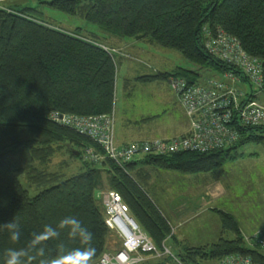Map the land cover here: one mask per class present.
<instances>
[{
	"label": "trees",
	"instance_id": "obj_1",
	"mask_svg": "<svg viewBox=\"0 0 264 264\" xmlns=\"http://www.w3.org/2000/svg\"><path fill=\"white\" fill-rule=\"evenodd\" d=\"M37 1L36 7L0 8V223L15 219L23 233L21 242L15 243L6 231L0 232V264L5 249L22 247L30 233L41 231L45 224L55 226L70 215L80 219L94 235V264L108 250L112 235L105 221V207L97 197L99 189L108 186L121 195L132 217L159 249L167 245L168 238L172 239L177 251L171 253L177 254L183 264L217 263L231 255L264 264L263 249L253 238L251 243L246 241L237 220L226 211L215 210L221 217V236L217 241L200 246L179 242L155 199L151 174L142 166L191 175L213 173L226 160L239 158L241 146L264 141V136L258 134H264V129H244L233 146L208 152L149 155L126 164L110 158L100 163L85 159L86 147H94L98 154L104 152L91 136L50 116L112 114L117 64L108 50L81 36L84 28L79 26L74 33L56 30L48 25L43 11L82 17L93 41L100 38L95 30L123 39L143 40L179 53L197 69L223 73L233 67L206 51L204 30L213 34L225 31L264 65V0ZM167 76L182 77L190 83L205 80L196 71L181 69L165 75L159 72L133 80L125 78L123 82H159ZM64 147L71 157L83 163L81 170L71 176L64 175L60 167L49 172L54 156ZM63 166L68 167L64 163ZM22 179L38 193L32 196ZM61 240L68 247L80 246L66 232H62ZM167 260L143 264H163Z\"/></svg>",
	"mask_w": 264,
	"mask_h": 264
},
{
	"label": "rangeland",
	"instance_id": "obj_2",
	"mask_svg": "<svg viewBox=\"0 0 264 264\" xmlns=\"http://www.w3.org/2000/svg\"><path fill=\"white\" fill-rule=\"evenodd\" d=\"M37 2V0H0V8L6 9V7H14L21 9L26 6L36 7ZM43 11L45 18L50 23L48 24L49 26L67 33H74L80 26L84 28L81 36L97 43L102 48H105L114 57L117 64L116 102L114 111L109 116L113 119L112 131L114 144L117 145V147L129 144V142H124L123 144L119 143V140L117 139L119 136H117L118 132L121 136V134H124V132H127L128 130H132L136 134L137 132L146 133L148 131L149 133L146 135H149L148 137H151L152 139L181 136L190 130V120L183 111L180 103L178 102V104H175L172 102L173 96L174 94L176 95V93L170 83L171 77L167 76L163 80L156 82L157 85H154V87L145 86V89L144 87L139 86L138 83L136 84L134 82L126 84V86L123 82L125 78L133 80L142 76L157 74L159 72H163L165 75L171 72L175 73L181 69L196 71L199 76L203 77V80L209 79L210 77L219 78L222 74L216 69H197L193 67L190 62L186 61L179 53L173 50L150 45L143 40H135L131 38L123 39L108 33H103L100 30H95V34L100 38L99 40L96 39L98 42L96 40L93 41L88 37L89 27L82 17L69 16L48 9H43ZM92 37L94 36L92 35ZM125 41H131L133 44L132 46H129L130 48L127 47V51H123V54L126 57L124 59L121 56L122 51L118 49H121V46L124 48L125 45H128L124 43ZM142 83L144 82L142 81ZM145 83L152 82L149 80L145 81ZM164 85L168 86L167 88H169V90L167 89L166 91ZM236 88L243 90L248 89V84L240 82L236 84ZM129 92H131V94H128ZM258 101L264 106V90L260 93ZM149 107L151 109H148ZM149 111L151 112L148 113ZM186 130L187 132H185ZM258 134L264 136L263 133ZM89 138L102 148L104 154H98L94 147H86L83 154L85 159L90 160L91 157L94 156V159L92 158L91 160L100 163L109 158L107 157L108 151L104 149L105 147L103 148L94 138ZM238 153L242 154L239 158L236 160H226L213 173H200L193 175L182 174L163 169L151 170L149 166L142 165L144 168H148L147 170L151 174L150 182L154 185V191L157 194L155 199H158L159 207L162 210V213L165 214L170 225H173L177 221L172 216L174 212L178 216V221H182L181 223L185 224V226L188 225V227H191V224L194 223L198 224L207 222L206 220L208 218H206V215L191 220L192 205L195 207L198 206V203L202 199L201 197L205 194L207 188L211 190L213 194H217L218 191L224 187L228 190V194L220 198L218 201L213 202V206L218 207L219 205L217 206V204L226 205L227 207L225 208L229 209L230 212L234 214L232 215L237 220L238 226L241 225V227H247V236L245 239L248 243L252 242L251 238H254V234L263 229L254 230L251 227L254 225L260 226L264 222V141L249 142L238 148ZM143 158L141 156L135 161ZM79 160L80 159L71 157L67 148L64 147L54 156L49 172H52V170L56 171V169H59L60 167L63 170L62 173L64 175L71 176L81 170V164L83 163ZM63 163L68 167H64ZM21 182L23 186L30 191L32 196L38 193L37 190L30 188L24 179H22ZM207 184L210 186H207ZM112 191L114 190L108 186L99 189L97 192V197L103 207H105L109 193ZM119 196L121 197L120 194ZM192 199H195V203ZM170 200H172L171 203ZM123 204L126 203L123 202ZM128 210L130 217L135 220L131 215L129 207ZM212 214L213 215L209 216L210 223L219 228L221 226V217L220 215L218 216V214ZM251 229L253 230L251 231ZM111 232L112 235L108 243V248L109 250L114 251L122 247L123 241L118 237L115 231ZM208 233H210V230L207 231V234ZM213 235L215 237V234ZM166 242V246L171 252L170 245L172 241L168 238ZM168 243H170V245H168ZM163 258H168L167 262L175 264L173 255H164L160 257V259ZM214 263L215 262H210L209 264ZM181 264L183 263L181 262Z\"/></svg>",
	"mask_w": 264,
	"mask_h": 264
},
{
	"label": "built area",
	"instance_id": "obj_3",
	"mask_svg": "<svg viewBox=\"0 0 264 264\" xmlns=\"http://www.w3.org/2000/svg\"><path fill=\"white\" fill-rule=\"evenodd\" d=\"M204 32L206 51L238 72L226 71L219 78L206 79L202 83H190L182 77L170 78L178 101L190 120V130L186 134L135 141L117 147L113 138V119L109 115L61 117L59 113H54L52 118L61 124L71 127L75 125L83 133H89L105 147L107 156L119 164H126L141 156L228 148L241 138L244 129H264V106L257 99L264 85L263 61L248 54L240 42L225 31L219 30L215 34L210 30ZM240 82L247 83L249 91L236 88V84ZM105 212L108 226L123 242L118 251L104 255L99 264H143L164 255H173L167 246H163L161 251L130 217L128 206L123 204L117 192L109 193ZM253 239L264 251V232H256ZM163 264L171 263L166 261ZM219 264L253 262L247 257L231 255L223 258Z\"/></svg>",
	"mask_w": 264,
	"mask_h": 264
},
{
	"label": "clouds",
	"instance_id": "obj_4",
	"mask_svg": "<svg viewBox=\"0 0 264 264\" xmlns=\"http://www.w3.org/2000/svg\"><path fill=\"white\" fill-rule=\"evenodd\" d=\"M7 232L12 242L20 243L22 230L19 222L12 219L0 223V232ZM62 232L80 246L68 247L61 240ZM93 233L76 216H65L55 226L45 224L41 231H33L19 248H7L3 253V264H91L96 253ZM175 264H181L173 255Z\"/></svg>",
	"mask_w": 264,
	"mask_h": 264
},
{
	"label": "crops",
	"instance_id": "obj_5",
	"mask_svg": "<svg viewBox=\"0 0 264 264\" xmlns=\"http://www.w3.org/2000/svg\"><path fill=\"white\" fill-rule=\"evenodd\" d=\"M124 43H126L128 45H125L124 48L121 46V49H118V50L122 51L121 56L125 59L126 57L124 56L123 51H127V47L132 46L133 42L131 43V41L130 42L125 41ZM121 56H120V58H121ZM155 83L156 82L138 83V84H139V86H142L145 89V86L154 87V85H157V83L156 84ZM160 87H162V86H160ZM164 87H165L166 91H167V89L169 90V88H167L168 86L164 85ZM172 102L175 104L176 103L178 104V102H179L177 99V96L175 94L173 96ZM148 109H151V108L149 107ZM145 112H147V111H145ZM150 112L151 111H149L148 113H150ZM188 127H189V125H188ZM185 132H187V130ZM148 133L149 132L147 131L146 133H144V132L138 133L137 132V134H136L132 130H128L127 132H124V134H121V136L118 132L117 136L118 135L119 136L117 137V139L119 140L120 144H123L124 142L130 143V141L131 142L142 141V140L151 139V137H148L149 135H146ZM207 186H210V185L207 184ZM227 194H228V190H226L224 187H222V189L219 190L217 194H215V193L213 194L212 191L207 188L205 194L201 197L202 199L200 198L201 200L198 203V206L195 207L194 205H192L193 208L191 209V220L198 218V217H202V215L203 216L206 215V218H208V219L206 220L207 222H205V223H203V222L198 223V224L194 223V224H191V227H188V225L185 226V224L181 223L182 221H178L179 220L178 216L174 212L172 216L174 217L175 220H177L176 223H174L172 225V227L174 229V231H173L174 237L177 238V240L179 242H185V243L190 244L192 246L207 245V244H211V243L217 241L219 239V237L221 236V226L219 225L220 227L217 228V226L211 225L210 220H209V216L213 215L212 213L216 214L215 210H222V211H226V212L231 213L229 209L225 208V207H227L226 205L217 204V206L219 205L218 207L213 206V202L218 201L220 198L226 196ZM212 196H213V198H212ZM192 201L195 203V199H192ZM171 202H172V200H170V203ZM231 214H233V213H231ZM239 227H240V230H241L243 237L246 238L247 227H245V226L241 227V225ZM251 228H253L254 230L263 229L261 232H264V222L260 226L254 225ZM253 229H251V231ZM208 230H210V233L207 234ZM213 234H215V237ZM170 240L172 241V239H170ZM168 245H170V243H168ZM170 248H171V251H173L174 253L177 251V247H175L172 242H171ZM214 264H219V262L214 263Z\"/></svg>",
	"mask_w": 264,
	"mask_h": 264
},
{
	"label": "bare ground",
	"instance_id": "obj_6",
	"mask_svg": "<svg viewBox=\"0 0 264 264\" xmlns=\"http://www.w3.org/2000/svg\"><path fill=\"white\" fill-rule=\"evenodd\" d=\"M60 116L61 117H63V116H66V115H63V114H60ZM65 125V124H64ZM68 126V125H67ZM69 127H71V126H69ZM72 128H74L75 130H77L78 132H81L80 131V129L78 128V127H76L75 125H73V127ZM83 133V132H82ZM84 134H87L88 136H90V134L89 133H84ZM132 143V142H131ZM131 161H133V160H131ZM131 161H129V162H131ZM127 163V162H126ZM106 219H107V216H106V212H105V221H106ZM106 224H107V222H106ZM108 225V224H107ZM109 227V226H108ZM110 228V227H109ZM111 229V228H110ZM112 231H114L113 229H111ZM121 239V238H120ZM122 240V239H121ZM164 246H166V245H164ZM119 249H117V250H114V251H111V250H109V248H108V250L106 251V252H104L103 253V255L100 257V259L98 260V261H96L94 264H99V262L101 261V259L103 258V256L104 255H106V254H111V253H115L116 251H118Z\"/></svg>",
	"mask_w": 264,
	"mask_h": 264
},
{
	"label": "water",
	"instance_id": "obj_7",
	"mask_svg": "<svg viewBox=\"0 0 264 264\" xmlns=\"http://www.w3.org/2000/svg\"><path fill=\"white\" fill-rule=\"evenodd\" d=\"M75 155H79V152L78 151H75L73 149H70Z\"/></svg>",
	"mask_w": 264,
	"mask_h": 264
}]
</instances>
